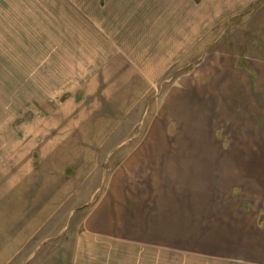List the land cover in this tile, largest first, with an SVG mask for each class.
<instances>
[{
    "label": "rangeland",
    "instance_id": "374dc122",
    "mask_svg": "<svg viewBox=\"0 0 264 264\" xmlns=\"http://www.w3.org/2000/svg\"><path fill=\"white\" fill-rule=\"evenodd\" d=\"M254 65L264 0H0V264H69L88 205L134 149L175 166L183 197L219 149L200 129L202 92L248 99L258 79L233 70Z\"/></svg>",
    "mask_w": 264,
    "mask_h": 264
},
{
    "label": "crops",
    "instance_id": "0c3cea01",
    "mask_svg": "<svg viewBox=\"0 0 264 264\" xmlns=\"http://www.w3.org/2000/svg\"><path fill=\"white\" fill-rule=\"evenodd\" d=\"M259 66L233 70L258 79L250 82L248 99L227 98L221 85L214 90L222 98L214 97L213 89L202 92L205 125L200 129L219 143L218 155L209 150L202 157L199 176H193L190 167L183 197L173 188L175 166L154 161L159 157L154 151L134 149L110 175L102 195L88 205L72 241L69 264H176L179 256L191 264H264V165L256 164L264 160V67ZM129 68L126 65L125 71ZM129 71L125 76L133 78ZM93 77L98 88H104L102 70ZM137 79L143 83L146 77ZM81 94V89L74 92L73 104L81 106ZM210 111L216 113L218 127L207 120L213 117ZM94 136V141L100 137ZM231 157L237 158L235 165ZM229 173L233 176L227 177ZM223 179L231 186L221 187Z\"/></svg>",
    "mask_w": 264,
    "mask_h": 264
}]
</instances>
